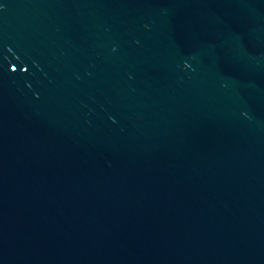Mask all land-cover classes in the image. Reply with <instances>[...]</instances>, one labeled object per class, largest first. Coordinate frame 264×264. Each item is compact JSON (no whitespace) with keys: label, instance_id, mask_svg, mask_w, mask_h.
<instances>
[{"label":"water","instance_id":"1","mask_svg":"<svg viewBox=\"0 0 264 264\" xmlns=\"http://www.w3.org/2000/svg\"><path fill=\"white\" fill-rule=\"evenodd\" d=\"M0 264H264V0H0Z\"/></svg>","mask_w":264,"mask_h":264}]
</instances>
